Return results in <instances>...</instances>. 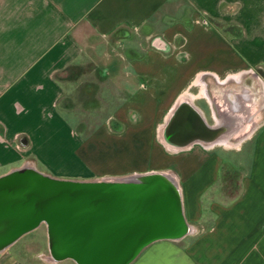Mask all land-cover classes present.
Segmentation results:
<instances>
[{"label": "crops", "instance_id": "0c3cea01", "mask_svg": "<svg viewBox=\"0 0 264 264\" xmlns=\"http://www.w3.org/2000/svg\"><path fill=\"white\" fill-rule=\"evenodd\" d=\"M157 26L150 47L126 64L132 74L124 78L125 94L112 113L121 133H98L104 130L98 128L87 139H78L58 107L63 87L57 74L119 30ZM234 27L237 33L230 30ZM248 66H259L264 74V0H0V164L26 156L34 166L69 164L48 166L64 170L67 175L60 178H89L101 167L94 148L120 145L124 151L132 143L125 142L129 138L142 149L131 144L128 153L107 158L108 166L157 160L155 146L139 142L141 128L153 135L158 120L153 116L167 114L159 128L162 140L160 131L174 107L192 103V96H180L170 107L178 86L193 81L199 71L215 74L218 83L238 81L240 73L218 77ZM195 81L205 96L203 82ZM246 94L242 90L240 97L246 100ZM224 97L235 103L233 94ZM202 109L196 108L200 123L219 130L208 142L228 144L231 133H219V120L209 125ZM17 136L25 142L22 152L11 149ZM49 142L57 144L56 153L68 147L67 156L47 149ZM193 147L186 145L167 157L189 230L179 239L150 242L128 264H264V121L240 143L237 152L245 148L249 157L247 170L236 172L238 186L233 191L224 186L233 173L221 172L222 156ZM230 161L242 167L241 161Z\"/></svg>", "mask_w": 264, "mask_h": 264}, {"label": "rangeland", "instance_id": "374dc122", "mask_svg": "<svg viewBox=\"0 0 264 264\" xmlns=\"http://www.w3.org/2000/svg\"><path fill=\"white\" fill-rule=\"evenodd\" d=\"M161 22H164V19H162L159 23ZM159 30L160 26H157V28L146 27L144 31L128 29L119 30L120 36H118L119 32H115L117 34H111L108 38H103V40L99 42V46L98 44L94 46V50H90L87 54H85V56L76 65L61 71L60 74H57L63 87V95L59 99L58 107L61 115L71 122L70 130L78 137V139H87L91 135H94L96 133L95 130L98 128H104V130L99 129L98 133H101L102 131L105 134L121 133V125L115 122L112 113L115 105L119 101V96L125 94L124 88L128 84L124 82V78L127 77V75L132 74V72L129 73L125 68L126 64L129 60L145 53L146 49L150 47V39H152L151 36L154 33L159 32ZM230 30L237 33L236 27H234L233 30ZM144 32H148L150 34H144ZM158 43H160L159 40ZM236 73H240L238 81L228 79L226 82L218 83L216 81L215 74L208 73L207 71H199L193 76V81L183 83L178 86L176 89V92H178L175 95V99L171 100L170 105L171 107L180 96H185V98L192 96V106L197 108L199 105L201 106V109L202 107L204 108L202 109L203 116L209 125H213L215 121L219 120V122L222 123V128H220L219 133H231L228 137V144L218 142L210 143L208 141L211 140L207 139H204L203 141H194L191 137L193 135H190L189 137L188 131H182L179 124L185 123L184 119H188L185 116L186 114H191L188 109L189 106H187L186 103H183L175 110L171 118L172 123H169V127L167 128L169 131L176 130V136L178 137L173 139L170 135L171 133H169L167 129L165 134H167V137L173 142L176 141V145H179L178 142H188L187 144L181 146H175L173 144L169 147L166 146L159 138V128L165 122L167 114L153 116L155 121L158 119L156 122L157 124L153 129V135H149V128H141L143 130V138H141L139 142H147L148 145H154L155 149L153 146L151 148L156 151L158 155L157 160H138L130 164L127 163L125 166L124 163H121L120 166H108L109 161L107 162V158L111 157L113 154L117 155L118 152L120 153L123 146L101 145L94 148V152L101 156L100 158L102 160L101 163H99L101 167L98 166V172L89 175V178H70L65 176L67 177L66 179L122 180L163 173L174 179L179 194L175 170L172 168V164L167 161V157L171 158V156L174 155L172 154L173 150H182V148L184 149L186 145L193 143V148L205 151L207 154L216 152L222 156L225 162L221 167V172L228 171L233 173L231 178L226 180V185L224 184V186H227L226 189L229 190V192L230 190L233 191L234 188L238 186L237 173L239 175L241 171L247 170V160L249 157L245 148L242 152H237L240 143L264 121V74L262 68L259 66L238 68L237 70L221 74L218 79L221 80L229 74ZM196 78L203 82L204 91L206 92L205 96L199 93L201 88L200 83L195 81ZM242 90H245L247 93L246 100H243V98L240 97ZM170 91L171 90L168 89V93H170ZM229 93L230 95L233 94L235 97L234 104H231L230 101L224 97ZM231 107L235 110L233 111ZM229 108L231 110H229ZM212 109L214 115L212 114ZM192 113L195 112L192 111ZM190 121L192 124V120L189 119V122ZM189 122L186 124H189ZM180 131L182 134L179 133ZM214 131L217 130L208 131L206 137H214ZM196 136L197 135L195 134V138ZM125 142H132L131 144L135 143L133 138H129ZM24 143L25 142L22 138L17 136L11 144V149L15 152H22L25 149V146H23ZM131 144L129 143L125 147V152H122L128 153ZM134 145H137L139 150L142 149V145ZM56 146V143L49 142L47 149L55 148ZM62 149V152L59 153H56L58 148H55L53 151L56 153V156L62 153L61 158H64L65 154L67 156L69 149L65 146H63ZM131 149L136 148L132 146ZM29 160L30 158L25 156V158H21L16 162L14 161L7 164H0V175L24 165L37 172L42 173L45 171L58 178H60L59 175H67L64 170L51 171L48 166L59 168L69 164L52 162L46 166L45 164L39 162L36 166H34V164ZM228 160H231L230 162L241 161L242 167L237 169L236 165H234L235 163L229 164ZM130 165L132 168L124 171L125 167L129 168ZM102 170H123V172L110 174L105 173ZM58 172L62 173L59 174ZM205 224L207 223L204 222L203 225ZM13 262L18 264H75L71 259L65 258L55 260L50 255L47 247L46 230L42 223L26 233H23L13 243L0 250V264H12Z\"/></svg>", "mask_w": 264, "mask_h": 264}, {"label": "water", "instance_id": "95a60500", "mask_svg": "<svg viewBox=\"0 0 264 264\" xmlns=\"http://www.w3.org/2000/svg\"><path fill=\"white\" fill-rule=\"evenodd\" d=\"M43 224L55 260L128 264L155 240L181 238V200L159 174L79 180L19 167L0 175V250Z\"/></svg>", "mask_w": 264, "mask_h": 264}, {"label": "bare ground", "instance_id": "6f19581e", "mask_svg": "<svg viewBox=\"0 0 264 264\" xmlns=\"http://www.w3.org/2000/svg\"><path fill=\"white\" fill-rule=\"evenodd\" d=\"M183 103H186L187 104V106H189V110H191L190 112H191V114H186L185 116H186V118H188V119H184V121H185V123H183V124H179L180 125V129L182 130V131H184V132H186V131H188L189 132V137H190V135H193V136H191L193 139H194V141H203L204 139H207L208 137H206V134H207V132L208 131H211V130H213L214 128L213 127H210V126H207V125H203V124H201L200 123V120L198 119V112H197V110H196V108L195 107H193L190 103H188V102H180V103H178V105L176 106V107H174V109L172 110V112L170 113V115L168 116V118H167V121H166V123L164 124V126L162 127V129H161V131H160V136H161V139H162V142L163 143H165V145L166 146H170V145H175V146H181V145H184V144H187L188 142H178V144L179 145H176V141L175 142H173L171 139H169L168 137H167V134H165L166 133V129L169 127L168 125H169V123L171 124L172 123V116H173V114H174V112H175V110L176 109H178ZM192 109H193V111L196 113H192ZM189 112V113H190ZM201 118V117H200ZM189 119L190 120H192V124H191V121L189 122ZM195 120V121H194ZM202 120V122L204 123V120L203 119H201ZM187 122H189V124H186ZM206 126V127H205ZM203 127H204V129H203ZM186 128V129H185ZM167 131L169 132V133H171L170 135H171V137L173 138V139H175L176 137H178V136H176V133H177V131L176 130H168L167 129ZM180 134H182L181 133V131L179 132ZM214 133V135H215V133H216V131H214L213 132ZM195 134L197 135L196 136V138H195ZM181 138V137H180ZM210 138V137H209ZM170 144H169V143ZM172 147H174V146H172ZM23 167H27V166H23ZM27 168H29V167H27ZM159 176H160V178L164 181V182H166V184H168L170 187H172L173 188V191L177 194V195H179L178 194V190H177V187H176V184H175V181H174V179L171 177V176H169V175H167V174H163V173H159ZM189 230V229H188Z\"/></svg>", "mask_w": 264, "mask_h": 264}]
</instances>
